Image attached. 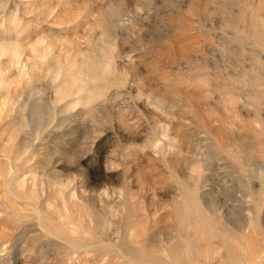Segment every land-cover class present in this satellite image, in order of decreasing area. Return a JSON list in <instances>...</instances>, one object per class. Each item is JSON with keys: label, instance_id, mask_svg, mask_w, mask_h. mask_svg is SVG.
<instances>
[{"label": "rangeland", "instance_id": "obj_1", "mask_svg": "<svg viewBox=\"0 0 264 264\" xmlns=\"http://www.w3.org/2000/svg\"><path fill=\"white\" fill-rule=\"evenodd\" d=\"M0 43V264H264V0H0Z\"/></svg>", "mask_w": 264, "mask_h": 264}, {"label": "bare ground", "instance_id": "obj_2", "mask_svg": "<svg viewBox=\"0 0 264 264\" xmlns=\"http://www.w3.org/2000/svg\"><path fill=\"white\" fill-rule=\"evenodd\" d=\"M42 41V40H41ZM43 42V41H42ZM20 47L19 44H12V45H7L4 43H0V54L4 55V54H8L11 53L14 56L20 57ZM35 49V48H34ZM115 49V48H113ZM113 49L112 48H108L106 50L103 51V53L100 55V60L99 62L95 63V67H96V71L99 73V71L103 70L108 72L109 69V60L111 61V57H112V53H113ZM35 51V50H34ZM22 53V52H21ZM99 55V54H98ZM44 57V56H43ZM46 57V56H45ZM106 72L104 74H106ZM97 81L101 80V78L98 76ZM105 90L106 88H101V87H96L95 89H89L87 90L88 92V96L87 98H85V101L83 102V104H93L94 102L98 101L99 98L104 97L105 94ZM100 100V99H99ZM86 106V105H85ZM9 187V189H8ZM7 190H10V185H8ZM6 191V190H5ZM260 194V192L258 193ZM4 198V196H3ZM11 210V209H10ZM198 212V211H197ZM188 213V212H187ZM195 216V215H194ZM240 212L239 211H235L233 212L232 216H231V222L235 227H238L239 225H241V220H240ZM40 220V219H39ZM195 222V221H194Z\"/></svg>", "mask_w": 264, "mask_h": 264}]
</instances>
